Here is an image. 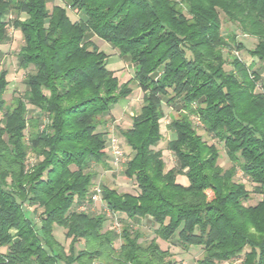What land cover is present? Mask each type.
Listing matches in <instances>:
<instances>
[{
	"label": "trees",
	"instance_id": "obj_1",
	"mask_svg": "<svg viewBox=\"0 0 264 264\" xmlns=\"http://www.w3.org/2000/svg\"><path fill=\"white\" fill-rule=\"evenodd\" d=\"M47 1L0 0V45L8 24L18 29L27 70L25 90L8 105V71L0 69V264H180L155 238L140 241L134 221L145 217L160 239L199 246L198 264H264V0H61L51 9ZM10 11L15 17L6 19ZM87 32L129 60L132 76L120 82ZM133 84L141 105L118 133L130 149L123 173L135 193L103 184L107 212H91L83 206L93 202L94 168L109 167L98 127ZM163 103L177 106L166 125L176 160L169 169L155 148ZM198 128L223 144L228 167ZM251 191L260 198L246 204ZM108 214L118 232L104 230ZM54 225L71 238L69 252Z\"/></svg>",
	"mask_w": 264,
	"mask_h": 264
},
{
	"label": "rangeland",
	"instance_id": "obj_2",
	"mask_svg": "<svg viewBox=\"0 0 264 264\" xmlns=\"http://www.w3.org/2000/svg\"><path fill=\"white\" fill-rule=\"evenodd\" d=\"M53 4H59L62 6L65 5V3L62 2L61 0H48L47 1L48 9H51ZM66 8H67V13L71 18V20L74 21L78 19V13H76V11L70 9L69 7ZM15 14H16L15 12L10 11L9 14L6 16V19H13L15 17ZM19 18L23 19L24 15L20 16ZM220 18H221L222 28L223 29L227 28L228 22L225 19L224 14L221 12H220ZM7 32H8L7 33L8 36L6 42L0 45V69H6L8 71L7 74L8 86L5 91L4 98L6 99V104L10 105L12 102V97L22 94L26 88L25 74L27 70L19 65V56L17 55V52L23 43L22 35L20 31L18 29L13 28L10 24H8ZM86 35L89 40L93 41L98 46V48H100L104 52L109 53L110 55L115 54L114 52H116V50L112 48L109 43H107L106 41H104L94 33L87 32ZM240 39L245 43L247 47H252L256 42L253 37H249L242 34L240 35ZM234 51L235 49L232 50V52ZM225 53H227L226 50ZM245 53L246 52L244 51H239L238 54L239 56L244 58L246 55ZM123 60L124 61H122V66L119 67L117 70H115V74L119 78L120 82L127 80L133 74L132 63L127 59H123ZM257 66L258 64H256L254 67ZM262 83H264V69L261 70V80L259 84ZM132 87L133 90L127 96V98L120 99L118 103L111 108L110 113L106 116L107 117L106 125L98 127L100 130L106 131V137H109L110 135H114L118 137L120 146L124 151V158L128 156L130 149L128 146L123 144V140L118 133V129L127 128L130 125L131 115L133 112H136L139 109L141 105V97H142V91L134 84L132 85ZM257 89L259 90L260 87L258 86ZM176 107L177 106L175 105L172 107L163 103L164 116L160 119L162 139L155 146V148L161 149L162 151V157L165 162V169H169L176 165V160L174 155L172 154L171 151H169L166 148L167 140L174 137V134L167 129L166 125L171 116L177 115ZM28 110L30 112H33L34 114H37V109L33 108L30 105H28ZM197 131L199 134L202 135V137L206 141H208L209 143L216 144L220 152V157L218 159L219 164L221 166H224V168L228 167L230 163L226 158L225 148L223 144L218 140L213 139L210 135H207L203 131V129L198 128ZM107 157L108 158L106 162L109 167H104L99 164L94 168L97 173V175L94 178L95 184L99 185L100 187L104 184L110 188H115L118 191L135 193V188H136L135 184L130 178L126 177L123 173V167H124L123 163L118 164L117 167H112L109 154L107 155ZM238 178L239 180L245 182L248 190L252 189V184H250L245 177L241 176L240 172H238ZM177 179L182 183L187 182V178L185 176H177ZM259 198H260L259 195H254L253 192L251 191L249 199L246 201V204H255ZM83 207H87L91 212H102V211L107 212L104 203L101 201H93L91 204L89 205L85 204ZM27 210L31 215V208L28 207ZM119 215L121 214H117V216ZM107 217L108 218L103 224L104 230L106 228H114L118 232L120 229L119 224H115L114 218L109 216V214L107 215ZM134 225L142 233L140 241L147 243L149 242L150 239L155 238L160 248L168 249L169 252L171 253V256L175 258L180 264H198L197 260L201 259L203 255L202 249L199 246L190 247L188 250L182 249L181 246L178 244L175 236H172L168 240H162L159 237H157L155 234V228L157 227V224L154 223V221L150 217H145L143 219L136 220L134 221ZM64 233H65V229L63 227L54 225L53 228L54 237L65 247L66 249L65 252H69L67 250V247L71 242V238L66 237ZM119 243H120L119 239L114 241L113 243L114 247H118ZM82 244L83 241L79 240L75 244V248L78 249L82 247ZM239 261L240 258H234L223 262H217L216 264H239ZM104 262L105 261L94 260L93 264H107Z\"/></svg>",
	"mask_w": 264,
	"mask_h": 264
},
{
	"label": "built area",
	"instance_id": "obj_3",
	"mask_svg": "<svg viewBox=\"0 0 264 264\" xmlns=\"http://www.w3.org/2000/svg\"><path fill=\"white\" fill-rule=\"evenodd\" d=\"M105 151L110 154V162L112 167H117L118 164L124 163V151L120 146L118 137L110 135L106 142ZM92 201H101V187L95 185L93 188V193L91 195ZM115 224H118L117 221H114Z\"/></svg>",
	"mask_w": 264,
	"mask_h": 264
},
{
	"label": "crops",
	"instance_id": "obj_4",
	"mask_svg": "<svg viewBox=\"0 0 264 264\" xmlns=\"http://www.w3.org/2000/svg\"><path fill=\"white\" fill-rule=\"evenodd\" d=\"M115 54H113V55H109L108 56V59H107V61H108V66L111 68V69H113L114 71L115 70H117L119 67H121L122 66V61H124L123 59H122V57H120V55L118 54V52L116 51V52H114ZM140 89V88H139ZM133 90V89H132ZM132 92V91H131ZM130 92V93H131ZM127 97H125V98H122V99H126ZM107 154H109V153H107ZM109 157H110V154H109Z\"/></svg>",
	"mask_w": 264,
	"mask_h": 264
}]
</instances>
